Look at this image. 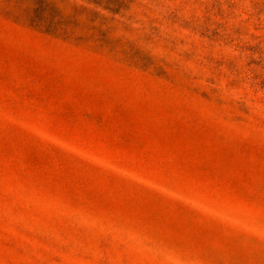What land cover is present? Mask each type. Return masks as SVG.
<instances>
[{
	"label": "rangeland",
	"instance_id": "374dc122",
	"mask_svg": "<svg viewBox=\"0 0 264 264\" xmlns=\"http://www.w3.org/2000/svg\"><path fill=\"white\" fill-rule=\"evenodd\" d=\"M0 264H264V0H0Z\"/></svg>",
	"mask_w": 264,
	"mask_h": 264
}]
</instances>
